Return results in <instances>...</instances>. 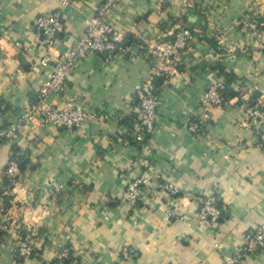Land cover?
Returning <instances> with one entry per match:
<instances>
[{"label":"crops","instance_id":"1","mask_svg":"<svg viewBox=\"0 0 264 264\" xmlns=\"http://www.w3.org/2000/svg\"><path fill=\"white\" fill-rule=\"evenodd\" d=\"M101 2L0 0V137L34 102L51 70H31L45 52L35 19L61 11L64 28L47 51L53 65L74 47ZM252 12L264 19V0H122L114 6L108 22L137 44L128 53L78 58L64 90L42 102L67 107L74 98L91 116L73 129L34 121L0 141V225L6 226L0 264H224L240 253L244 232L264 223V142L246 119L249 101L264 108V51L241 23ZM186 25L196 33L193 50L181 55L176 74L154 79L160 105L147 134L136 121L134 93L151 72L147 47ZM221 67L237 95L210 107L209 121L193 132L188 126L203 110L204 91L223 82ZM13 153L23 167L7 182L4 168ZM134 177L145 183L130 206L122 193ZM51 183L62 191L47 194ZM211 194L223 218L202 228L195 213L199 199ZM26 235L33 252L19 258ZM68 244L76 250L66 263L57 256ZM124 247L129 260L120 256ZM234 264H264V249Z\"/></svg>","mask_w":264,"mask_h":264},{"label":"built area","instance_id":"2","mask_svg":"<svg viewBox=\"0 0 264 264\" xmlns=\"http://www.w3.org/2000/svg\"><path fill=\"white\" fill-rule=\"evenodd\" d=\"M122 0H102L95 13L89 18L84 31L77 39L74 47L64 54V58L50 64L48 50L58 37V34L64 28L62 14L60 9L51 13L39 15L34 22L37 35L42 48L45 52L31 65V70L38 72L44 67H50L48 77L42 83L36 99L31 103L20 116L18 123L7 127L0 139H10L15 136L21 126L27 123L37 122L38 125H52L57 128L73 129L80 126L91 116V112L86 110L77 99L70 98L67 107H45L42 102L51 93H60L64 90L66 75L75 61L89 53L95 55H114L118 52L128 53L132 45L121 46L122 40L119 33L108 22V16L112 8L118 5ZM167 35H172V39L163 40ZM196 33L193 29L178 26L168 31L163 37H159L155 42L149 45L148 51L152 58V67L150 74L145 77L136 87L134 93L138 100V109L136 121L139 127L145 133H151L154 129L157 115V108L160 105V98L156 89L152 85L154 76H163L166 79L176 74L180 64L182 54L193 50ZM222 82L211 83L204 91L201 104L202 112L189 124V129L197 132L203 129L206 122L209 121V108L220 106L224 103L223 95L219 88ZM248 124L255 126L256 134L261 142H264V109L256 105L251 106L246 111ZM17 162L9 160L5 166L4 174L10 178V182L15 181L17 174ZM145 179L134 177L128 180L126 188L122 195L125 202L134 206L143 193V184ZM162 188L170 194H177L178 189L171 183H164ZM63 185L60 183H51L47 194L56 195L61 192ZM217 197L213 194L203 196L199 199L198 210L195 218L200 225L211 227L218 222L220 208L217 205ZM0 229H6L5 225H0ZM244 244L240 253L234 256H227L224 264H234L240 258L248 253H254L264 249V223L253 229L247 230L243 234ZM76 247L73 244L64 246L57 259L70 260L74 256ZM33 252V244L29 235L23 237L17 249L19 258H27ZM120 256L124 260H129L132 253L127 247L122 248Z\"/></svg>","mask_w":264,"mask_h":264},{"label":"trees","instance_id":"3","mask_svg":"<svg viewBox=\"0 0 264 264\" xmlns=\"http://www.w3.org/2000/svg\"><path fill=\"white\" fill-rule=\"evenodd\" d=\"M182 27H184V26H182ZM185 27L192 29V28H191L190 26H188V25H186ZM166 32H167V31H166ZM172 37H173L172 35H167L166 37H164L163 40H170V39H172ZM209 41H210L211 43H214L212 40H209ZM137 42H138V38H136L133 34H132V35L130 34V35L124 37V39H122V40L120 41V45H121V46H125V45H134V44H137ZM219 71H220V74H222V76H223V82H222L221 87L219 88V90H220L221 94L223 95L224 102H225L228 98L237 95V94H236L237 92L231 87V81H232V78L230 77L231 75H229L228 73H225L223 67H221V69H220ZM156 77H158V78H165V77H163V76H154L153 79H152V85H153V87H154L153 81H154V79H155ZM165 79H166V78H165ZM154 88H155V87H154ZM147 134H149V133H147ZM4 140H5V138L0 139V141H2V142H3ZM9 160H14V161H16V162H17V166H18L19 168H22V167H23V164H22V161H21V159H20V156L15 155V153H13V155L10 157ZM4 170H5V168H4ZM4 179H5L7 182L10 181V178H9L7 175H5V174H4ZM217 205H218L219 208H220V216H219V218H218V221H219V220H221V219L223 218V213H222V209H221V205H220V203H219V200L217 201ZM65 262L67 263L68 260H65Z\"/></svg>","mask_w":264,"mask_h":264},{"label":"rangeland","instance_id":"4","mask_svg":"<svg viewBox=\"0 0 264 264\" xmlns=\"http://www.w3.org/2000/svg\"><path fill=\"white\" fill-rule=\"evenodd\" d=\"M258 14L256 13H250L248 16L242 18V25L243 29L249 34V39H253L255 41V45L257 49L263 50L264 51V19L262 18L261 20L257 19ZM251 34V35H250ZM250 105L246 106V110L251 107L256 105V102L249 101ZM258 107H260L258 105ZM264 109V108H262ZM255 128V126H252ZM202 228H211V227H204L203 225L201 226Z\"/></svg>","mask_w":264,"mask_h":264},{"label":"water","instance_id":"5","mask_svg":"<svg viewBox=\"0 0 264 264\" xmlns=\"http://www.w3.org/2000/svg\"><path fill=\"white\" fill-rule=\"evenodd\" d=\"M195 18H191V21L188 22V25L193 26L194 25Z\"/></svg>","mask_w":264,"mask_h":264}]
</instances>
